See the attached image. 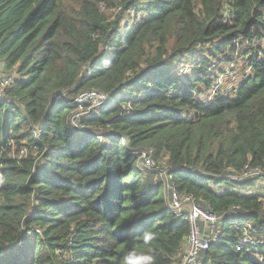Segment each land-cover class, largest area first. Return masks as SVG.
<instances>
[{"label":"trees","instance_id":"obj_1","mask_svg":"<svg viewBox=\"0 0 264 264\" xmlns=\"http://www.w3.org/2000/svg\"><path fill=\"white\" fill-rule=\"evenodd\" d=\"M63 3L0 0L15 74L0 98V264H118L129 248L179 264L189 225L142 151L221 217L202 264H264V243L235 250L230 223L264 236V174L234 177L264 166V0ZM86 90L112 100L75 128L69 100Z\"/></svg>","mask_w":264,"mask_h":264},{"label":"built area","instance_id":"obj_2","mask_svg":"<svg viewBox=\"0 0 264 264\" xmlns=\"http://www.w3.org/2000/svg\"><path fill=\"white\" fill-rule=\"evenodd\" d=\"M14 79V73L5 75L0 79V98L5 97V88L11 85ZM108 100V94L101 90L78 92L69 100V105L72 107L71 115L68 119L69 124L75 128H82L81 120L98 116L108 105ZM19 153L25 154L26 149L21 147ZM139 164L148 169L159 166L148 151L141 152ZM160 172H162L163 178L161 179L166 188V196L170 195L169 206L172 212L177 217L187 220L189 225V233L184 239L185 243L181 249L179 264H202L201 251L207 249L210 242L215 240L220 232L223 223L221 222V217L201 209L192 195L179 194L175 187L169 185L170 174H168L166 168H161ZM263 174L264 166L250 168L245 165L242 172L234 177L237 180H243L255 176L261 178ZM230 223L240 230L235 250H250L263 245V233L254 226L252 221L232 220Z\"/></svg>","mask_w":264,"mask_h":264},{"label":"clouds","instance_id":"obj_3","mask_svg":"<svg viewBox=\"0 0 264 264\" xmlns=\"http://www.w3.org/2000/svg\"><path fill=\"white\" fill-rule=\"evenodd\" d=\"M158 235L155 231L145 230L142 233L143 243L151 246L158 239ZM118 264H156V258L148 252L138 254L135 248H129L124 255L118 257Z\"/></svg>","mask_w":264,"mask_h":264},{"label":"rangeland","instance_id":"obj_4","mask_svg":"<svg viewBox=\"0 0 264 264\" xmlns=\"http://www.w3.org/2000/svg\"><path fill=\"white\" fill-rule=\"evenodd\" d=\"M75 4V0H64V3H63V7H65V8H68V7H70L71 5H74ZM190 67H191V65L190 64H185L184 66H182L181 67V72H183V73H186V72H188V71H190L189 69H190ZM242 67H243V65H242V62H239V64H238V68L236 69V76L234 77V79L232 80V82L231 81H229L228 80V78L226 77V75H219L218 77H217V79H216V83H218L220 86H221V88H227L228 86V84L229 83H232L233 85H234V83H236L237 81H235V80H237L238 79V77L240 76L239 75V72H240V70L242 69ZM6 72H8L7 70H4V68H3V65H2V62L0 61V79L2 78V77H4L5 75H9V73H13V72H8V73H6ZM189 73V72H188ZM187 73V74H188ZM227 74L228 75H231L232 74V71H227ZM13 75V74H12ZM111 100H112V98L110 97V100H108V103H110L111 102ZM26 150H27V147L26 146H23ZM164 166L162 165V163L159 165V166H157V167H152V168H149V169H151V171L152 172H154V175H157V177H158V179L160 178H163V176H162V172H160L161 171V168H163ZM262 184H264V181L263 180H259L258 181V184L257 185H262ZM170 202V201H169ZM169 204V203H168ZM223 225V224H222Z\"/></svg>","mask_w":264,"mask_h":264}]
</instances>
